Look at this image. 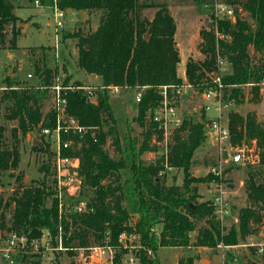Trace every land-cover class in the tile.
I'll return each instance as SVG.
<instances>
[{
	"label": "trees",
	"instance_id": "trees-1",
	"mask_svg": "<svg viewBox=\"0 0 264 264\" xmlns=\"http://www.w3.org/2000/svg\"><path fill=\"white\" fill-rule=\"evenodd\" d=\"M29 1L51 4L53 0ZM177 2L212 7L222 2L234 10L233 18L210 14L209 27L199 31L197 50L203 58H187L186 82L200 93L211 87L218 74L217 57L220 56L228 62L230 69L221 77L223 101L240 105L244 99L242 87L246 85L251 89L253 100L258 102L260 85L264 80V0ZM56 4L65 12H85L88 16L97 17V26L93 30H62V41L75 40L79 70L99 77L104 87L145 89L137 103L135 118L143 127L142 139L139 141L123 133L121 141L107 89L97 94L96 103L90 101L81 89L68 90L63 94L66 114L76 118L81 125L94 128L93 137L90 133L81 139L74 136L80 140L75 154L80 158L81 187L91 191L87 200L91 209L84 214L64 210L58 213L57 200L52 198L55 192L51 153L40 134L42 142L33 149L46 155L39 166V172L43 173L42 181L26 185L22 174H18L19 196L4 201L0 193V219L4 220L5 210L13 206L9 227L2 225L0 228L24 235L28 242L39 240L46 230L51 243L57 237L70 255L74 254V248L106 242L116 248V258L128 252L119 242V235L133 234L140 242V247L131 249L138 264H160L156 254L160 247L193 245L214 248L220 243L234 246L245 241L254 233L253 224L264 220V120L258 121L252 112L244 116L237 112L228 114L231 146L247 150L252 146L257 154L251 165L246 166L245 191L249 204L238 211L237 227L225 228L214 213L213 202L199 201L197 193V185L209 183L214 176L210 173L204 178L187 175L193 152L206 139L203 121L192 123L184 117L167 144V154L149 164L141 158L143 153L158 149L156 142H151L153 136L158 140L163 137L162 130L148 117L161 100L158 88L179 86L183 82L177 74L180 57L174 40L176 25L168 6L155 0H56ZM151 8L155 12L148 19L143 13ZM13 10L11 0H0V49L6 43L9 49L15 48L21 33ZM8 26L11 37L6 39ZM216 31L222 38L216 36ZM251 49L258 55L256 62L251 58ZM39 50L38 53L33 51L37 58L32 64L39 86H19L9 77L4 79L10 89L3 91L1 101L6 104V118L14 120L16 127L7 137L4 127L0 126V172L18 167L19 134L24 138L26 134L54 126V113L50 107L43 112V102L49 97V87L55 83L56 69L47 64L48 49L40 47ZM65 82L66 79L61 85L65 86ZM72 86L84 85L75 82ZM62 138L67 136L62 135ZM108 141L113 154L106 148ZM72 153L71 150L64 151L65 155ZM168 168L183 169V184L168 186L164 183L163 174ZM226 171L223 170V174ZM122 172L126 176L131 174L123 182ZM50 198L52 200L48 204ZM196 220H204L206 225L197 230L190 244L189 233L193 231V221ZM157 224L160 225L158 234L154 230ZM147 250L152 252V256L147 254ZM240 264L257 263L254 258L245 259Z\"/></svg>",
	"mask_w": 264,
	"mask_h": 264
},
{
	"label": "rangeland",
	"instance_id": "rangeland-1",
	"mask_svg": "<svg viewBox=\"0 0 264 264\" xmlns=\"http://www.w3.org/2000/svg\"><path fill=\"white\" fill-rule=\"evenodd\" d=\"M164 2L169 9L176 25V32L174 40L176 42L180 62L177 66V74L182 78L183 83H186L184 70L187 58L191 57L194 60L202 59L203 56L197 50V44L200 40L199 31L202 28H208L210 23V14L213 13L211 5L197 6L192 2L179 4L177 0H155ZM224 1V0H223ZM14 10L13 13L17 16V27L21 29L20 35L16 39L15 48H8V43L4 48L0 49V88L6 86L4 79L11 78L17 82L19 86H39L40 83L34 75L33 60H36V55L40 47L48 49L47 64L50 68L56 69L55 81L59 84L66 79L64 87H70L75 82H80L82 85H97L101 84L100 78L95 75H87L76 66L77 48L75 47V40L66 39L62 41V30L74 31L77 29L87 30L95 29L97 26V17L88 16L85 12L66 11L62 20L63 28L56 30L53 11L49 3L35 5L29 0H11ZM155 12L154 8L144 10V15L151 19ZM79 13V14H78ZM245 16L244 13L241 14ZM6 39L11 37L10 26L7 27ZM253 62L258 60V55L252 49L250 51ZM228 69L227 72H229ZM30 73L32 77L27 78ZM145 89H121L117 95H109V100L113 108V116L116 121V126L122 141L123 133L129 135L131 138L142 139L143 127L135 120L137 116V103L135 101L136 93H142ZM244 99L240 105L225 101L222 103L221 119H226L228 122V114L237 112L240 115H246L249 112L255 114L258 121L264 120V84L260 85L258 93V102H255L251 97V89L249 86L242 87ZM159 91V88H158ZM66 94L67 90L63 91ZM3 91L0 89V126L4 127L5 135L10 136L11 130L16 127L14 120H8L6 115L5 102L1 101ZM202 93V92H201ZM201 93L198 90H187L178 102V108L182 115H185L187 121L192 123H205L208 119L216 116L215 111H207L206 117H203V104L209 103L203 100ZM49 97L44 99L43 112H46L50 106V92ZM190 95L194 97L191 98ZM46 98V97H45ZM150 113L148 114V117ZM205 118V119H204ZM204 125V124H203ZM205 127V126H204ZM206 139L193 152L191 158V166L187 170V175L192 178H204L212 167H221L227 171L223 174L222 179L218 180L216 184L200 183L197 185V193L200 195L199 201H213L217 194L227 204V214L221 218V222L225 228L238 225V211L247 206L248 199L245 191V181L247 179L246 166L251 165L255 160L257 152L252 149H242L244 153V160L242 164L233 165L230 162L224 163L226 153L224 149H220L215 142H212V135L209 128L205 127ZM19 163L15 170L0 172V193L4 201H9L11 197L19 196L20 183L16 180L18 174H22L23 184L29 185L37 184L42 181L43 173L39 172L40 160L45 159L43 155L33 149L40 141V132L26 134L22 138L19 134ZM163 137L156 139L152 138V143L157 144V150L152 152H145L141 158L145 162L153 163L163 155ZM172 136L168 138L171 141ZM110 142L106 144V148L110 154L113 151L109 147ZM223 147L227 151L229 146L224 143ZM231 166V167H229ZM254 166V165H253ZM122 182L125 178H130V173L125 175L122 172ZM163 180L166 185H181L185 180V172L181 168H168L163 174ZM91 191L83 187L75 191L76 198H84L88 200L91 196ZM68 194L65 193L62 197L66 204L67 212L69 206L75 201V198L69 199ZM54 198V197H52ZM52 198L48 199V204L51 203ZM13 206L11 205L4 212V220L0 219V226L9 227L8 220L10 218ZM217 216V215H216ZM218 217V216H217ZM194 222V229L189 233L190 244L193 243L197 230L205 226L204 220H196ZM254 233L248 235L245 241H240V244L246 243L251 237L255 238L260 231L264 229V220L259 223H254ZM156 234L160 231V225L154 226ZM46 231V230H45ZM43 230L39 240L26 241L21 244L17 242L11 252V257L14 264H81L80 253L73 251L70 255L64 248L59 250L57 248V237L51 243L47 240L46 232ZM12 232L0 228V255L3 248L6 247V241ZM47 237V238H46ZM128 244L136 245V240L131 237L127 241ZM157 258L160 264H223L224 262L236 259L237 262L243 263L245 259H253L252 255L247 249L242 246L222 251L217 247H195L190 245L188 247H160L157 249ZM1 261V257H0Z\"/></svg>",
	"mask_w": 264,
	"mask_h": 264
},
{
	"label": "built area",
	"instance_id": "built-area-1",
	"mask_svg": "<svg viewBox=\"0 0 264 264\" xmlns=\"http://www.w3.org/2000/svg\"><path fill=\"white\" fill-rule=\"evenodd\" d=\"M35 5H38V1H34ZM53 11L54 22H55V32L58 29L63 28V18L65 16V11L60 10L57 7L56 0H53L50 4ZM213 13L216 17H226L233 18L234 10L228 4L219 2L213 6ZM216 36L222 38L221 35L216 31ZM228 62L221 58L217 57V67L218 74L212 80V86L208 87L201 93L202 99L209 101L207 104H203V113L206 117L207 111H215L216 116L212 119H208L204 126L209 128L212 135V142H215L220 149H224L226 153V159L224 163L230 162L233 165L242 164L244 160V153L242 149L238 147L231 146L229 142V128L228 122L225 119H221L222 113V89L223 84L221 82V77L227 73L229 67ZM32 77L30 73L27 74V78ZM264 84V80L262 81ZM2 91L8 90L7 86L0 88ZM81 89L84 93L87 94L90 101L96 103L97 94L103 92L104 89H107L109 95H117L121 90L117 86H108L104 87L101 84L89 85L82 87H64L61 84L55 83L49 87L50 92V109L54 113V126L53 127H44L41 129L40 134L43 136L44 142L48 144L53 173H54V194L53 197L57 200V209L60 214L63 209L66 210V204L63 202V195L67 193L68 198H75V201L69 206V212L84 214L87 213L91 207L88 204V201L84 198H76L75 191L80 188V179H79V168H80V158L75 154L76 149L80 147V140L86 134L90 133V136H94V128L86 127L81 125L78 120L70 115L66 114V98L64 97V90H76ZM191 89L190 84L183 83L179 86H161L159 87L158 94L161 97V100L157 107L152 110L150 119L154 122L159 129L162 130L163 134V154H167V144L168 138L173 135V133L178 130L183 122L185 115L180 113L178 108V102L181 99V96ZM193 98V95H190ZM141 98V93H136L135 101L139 102ZM204 127V130H205ZM206 134V133H205ZM62 135L67 136L66 139L62 138ZM74 136H77L79 139L76 140ZM226 143L229 146V149L226 151L223 147V144ZM71 150L73 153L71 155H65L64 151ZM214 178L209 182V184H216L223 177V169L221 167H212L209 171ZM215 196L213 205L215 206V215H217L220 220L227 214V204L222 200L217 194ZM47 235V240L50 241L49 232L45 231ZM133 237L136 240V245L128 244L127 241ZM119 242L122 244L123 249H127V253H122L118 258L116 254V248L108 243H103L100 245H93L88 247L74 248L75 251L80 253V258L82 260L81 264H138L137 258L131 252V249L140 247L139 238L133 234L122 233L118 238ZM27 239L24 235H18L16 233H11L9 239L6 241V247L1 251V261L0 264H14V260L11 257V252L13 247L17 242L24 244ZM57 248L63 250L62 242L60 239H57ZM236 246H242L247 249V251L254 256L257 264H264V229L257 234L255 238L251 237L250 240L246 243L234 246H226L223 243L217 245L222 251H228V249L235 248ZM147 254L152 256V252L147 250ZM228 264H240L236 259L230 260Z\"/></svg>",
	"mask_w": 264,
	"mask_h": 264
},
{
	"label": "crops",
	"instance_id": "crops-1",
	"mask_svg": "<svg viewBox=\"0 0 264 264\" xmlns=\"http://www.w3.org/2000/svg\"><path fill=\"white\" fill-rule=\"evenodd\" d=\"M69 11V10H68ZM179 57H180V55H179ZM254 259V258H253Z\"/></svg>",
	"mask_w": 264,
	"mask_h": 264
},
{
	"label": "water",
	"instance_id": "water-1",
	"mask_svg": "<svg viewBox=\"0 0 264 264\" xmlns=\"http://www.w3.org/2000/svg\"><path fill=\"white\" fill-rule=\"evenodd\" d=\"M147 36V35H146Z\"/></svg>",
	"mask_w": 264,
	"mask_h": 264
}]
</instances>
